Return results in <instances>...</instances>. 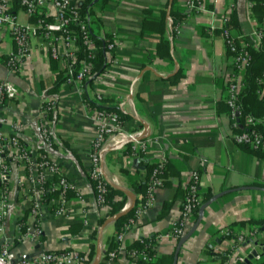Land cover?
<instances>
[{
  "label": "crops",
  "instance_id": "1",
  "mask_svg": "<svg viewBox=\"0 0 264 264\" xmlns=\"http://www.w3.org/2000/svg\"><path fill=\"white\" fill-rule=\"evenodd\" d=\"M196 1L205 11L188 13V0L171 2L170 10L173 7L176 12L188 13V16L170 40V59H160L156 55L159 35L142 29L145 20L158 22L165 14V36L168 38L170 0H109L102 9L96 6L98 31L119 40L114 59L120 77L111 81L101 78L92 87L88 86L86 95L92 99L100 94L107 106L132 116L124 127L138 138L146 126V135L141 141L150 144L141 154L132 152L133 142L125 141L131 145V153L124 154L127 144L111 140L106 149H118L102 154V171L109 182L134 194L138 205L142 198L134 188L146 182L150 166L161 157L169 166L163 179L165 183L157 190L154 206L135 220L113 264H145L130 259L126 251L136 242L145 240H153L158 264H174L177 243L166 235L171 218L178 215L177 205L194 171L199 175L201 193L209 198L207 202L212 201L184 227V236L195 229L182 245L176 264H235L241 254L247 255V259L251 256L246 264H264V232L255 226L239 225L264 221V157L234 142L227 111L221 107L224 78L231 71L222 34V17L228 18L234 12L241 45L257 47L260 42L255 33L264 22V0ZM79 4L77 1L76 5ZM13 12L21 22L28 21L18 6H13ZM206 31L211 32L206 34ZM3 41L10 42L8 38ZM56 51L58 59L52 57L45 41L35 40L22 75L8 73L6 60L0 56V80L5 78L13 87L5 108L11 118L29 126L24 130V138L37 137L39 105L47 100L57 102L55 112L48 119L53 146L48 151L44 148L40 151L61 167L64 176L81 193L77 199L70 192L63 204V216L54 214L58 204L44 205L40 217L41 236L21 238V226L26 223L28 212L19 181L23 173L14 168L10 180L9 217L0 240L7 239L15 254L21 256L31 257L40 252L87 255L88 236L103 217L98 212L88 177L96 125L88 116L82 99L69 88H61L63 48L57 45ZM179 70L181 76L175 84L159 80ZM122 200L123 197L115 196V201ZM129 204L130 199L126 197L122 210ZM226 228H232L235 233L256 229L260 234L236 251H230V237L222 234ZM114 236L113 222L102 228V249Z\"/></svg>",
  "mask_w": 264,
  "mask_h": 264
},
{
  "label": "built area",
  "instance_id": "2",
  "mask_svg": "<svg viewBox=\"0 0 264 264\" xmlns=\"http://www.w3.org/2000/svg\"><path fill=\"white\" fill-rule=\"evenodd\" d=\"M76 0H0V56L4 57L5 66L8 73L22 75L25 66L28 64L31 51L35 40L45 41L54 59H58L56 46L63 48L62 62L64 81L61 88H69L70 92L83 101L84 94L87 93V82L90 79L89 72L91 63L78 57L79 46L67 28L71 24L79 27L82 35V43L90 51L88 58H92L96 52L93 42L88 38L85 22L79 21V14L75 10L74 2ZM16 5L22 10L28 21L21 22L16 13L13 12V6ZM205 11L203 6L196 0H188L187 12L191 13ZM226 15L222 17L223 24L227 22ZM264 31V22L257 27L255 36L258 43L261 41ZM226 48L231 54H228L231 71L224 78V104L227 106V116L230 121V128L233 131L234 142L239 146H247L251 150H258L264 153L263 131L252 128L256 123L264 124V115L256 120L250 115L243 113L241 105L238 102V92L245 70L248 66L249 56L244 50L246 45H242L239 52H236L233 39L226 30H223ZM8 38L9 43L3 40ZM118 42L115 37L107 41V53L109 67L96 77L93 83L99 82L101 78L115 80L120 77L119 66L115 61V52L118 48ZM256 81L264 85V73L256 78ZM13 87L5 79L0 80V236L3 235L7 220L9 217V198H10V180L14 168L20 169L23 178L19 181L22 186V193L27 204V220L22 228L21 238L38 239L42 230L40 228L41 210L44 205L50 206L58 204L54 210L56 216H63V204L67 191L73 192L77 199H80L81 193L78 188L70 182L63 174L61 167L40 148L50 150L53 146V139L50 132L48 119L57 108V102L54 100L44 101L38 107L37 137L33 139L24 138V130L28 128L23 121L11 118L6 111V103ZM94 102L100 103L103 98L100 94H95L92 98ZM88 116L96 125V134L91 143L90 150V169L88 177L94 185V192L98 212L103 216L111 211L109 203L107 182L105 181L100 165L103 151L110 145L111 140L119 142H133L132 152L138 151L145 153L150 145L146 141H137L138 136L125 129L123 123L115 112L100 111L96 108H88L84 103ZM241 120V124L238 122ZM248 128V129H245ZM239 129L238 132L234 130ZM166 164L164 157L159 158L155 164L151 175L146 183V192L144 201L141 202L133 217L123 225L114 241L117 249L124 248L125 235L133 226L135 220L151 209L156 200V193L163 186V179L159 174ZM59 191L58 199L47 200L52 192ZM186 194L178 203V215L171 218V225L167 238L178 243L184 236V227L191 221L196 211L202 207V193L199 188V175L196 171L189 175V182L186 186ZM263 233V232H262ZM92 234V233H91ZM222 234L230 237L231 249L236 251L243 244L260 232L256 229L248 233L234 232L232 228H226ZM90 239L91 236L89 234ZM101 258L105 259V264H110L115 259L117 252H108ZM152 257L145 252L133 251L128 256L130 259H137L140 262L148 263L155 257L153 245H150ZM247 255L241 254L235 259V264H246ZM85 257L76 252H40L34 256H21L15 254L11 244L7 239L0 240V264H84Z\"/></svg>",
  "mask_w": 264,
  "mask_h": 264
},
{
  "label": "trees",
  "instance_id": "3",
  "mask_svg": "<svg viewBox=\"0 0 264 264\" xmlns=\"http://www.w3.org/2000/svg\"><path fill=\"white\" fill-rule=\"evenodd\" d=\"M77 1H80L79 5H76ZM108 3H109V0H76L74 2V6L76 7L75 10L78 12L80 16L79 21L85 22L87 36L93 42L95 49H96V52L92 58H88V54L90 51L82 43V35L80 33L79 27L77 25L71 24L67 28L68 33L75 38L79 46L78 57L80 59L82 58L84 60L89 61L92 65L91 70L89 72L90 79L87 82V86L89 87H92L94 79L100 76L101 74H103L109 67L108 53H107L108 51L106 49V46H107V41L110 40L111 37L105 36V35L103 36L98 31L99 20L97 19V16H96L97 15L96 6H99V9H102V7ZM194 11L195 10H193V12ZM187 16H188V13H179V12H176L173 7L171 8L170 14H169V22L171 25V31H170L168 38L165 36L166 25H167V19H166L165 14H162V18L158 22L149 21V20H145L143 22L142 24L143 31L152 30L156 32L160 37L159 43L156 46V55L158 58L160 59H170L171 58L170 40L174 39L176 28L181 23L187 20ZM223 30H226L229 33V36L233 39L236 52H239L240 50H242L243 49L241 48L242 40H240V36H239L240 31H239L238 19L234 12H232L229 15L227 22L223 25L222 34H223ZM210 32L206 31L205 33L209 34ZM244 50L247 52L249 56V62H248V66L245 70V74H244V77L241 81V85L239 88L238 102L241 105V108L244 114L250 115L256 120H258L262 118V116L264 115V85L256 81V78L262 76L264 73V31H263L260 44L257 47L246 45ZM227 54H231L228 49H227ZM53 63L54 61L52 62V65L54 66ZM230 69H232V66H230ZM180 76H181V71L179 70L173 76H170L166 79L159 78V80L168 82V84L173 85L177 82V79ZM61 81L63 82L64 78H62ZM83 102L87 105L88 108H96L100 111H105V112H115L119 117V121L123 124L133 119L132 116L122 112L120 109L111 108L107 106L104 100H102L100 103H96L94 102V100L89 99V97L86 94H84ZM221 107L223 108L224 111H228V108L225 104L221 105ZM241 123L242 122L240 120L238 124L240 125ZM252 128L258 131H263L264 124L258 122ZM245 129H248V128H245ZM234 131L238 132L239 129H236ZM263 138H264V133H263ZM130 146H131L130 144H127L125 146L126 148L124 150V154L131 153ZM241 147H243L245 150H248V151H254L258 153L260 156L264 157V153H261L258 150H251L247 146H241ZM154 166L155 165L150 166V169L148 170L150 173L149 176L151 175ZM168 168H169L168 163H166L163 170L159 174L161 179L166 178V175L168 174ZM147 180L145 183H142L134 188L135 193L140 195L142 198L140 199L139 204L140 202L144 201ZM164 183L165 182L163 180V185ZM91 184L94 190V185L93 183ZM107 188H108L107 199L109 200V203L111 205V211L98 220V224H97L98 226L91 234V239L89 243V252L87 255L84 254L85 256L81 255L85 257L84 264H90L95 256L96 236H97L98 228L101 227L109 217H112L115 214L119 213L125 205V200L127 196L113 189L108 183H107ZM59 194H60L59 191H54L49 196H47V200L48 201L56 200L58 199ZM185 194H186V191H184V196ZM68 195H70L69 191H67V193L65 194V198H67ZM201 195H202V206H203L204 204L207 203L209 198L207 196H203V194ZM115 196H121L123 197V200L115 201ZM138 205L135 204L134 208L127 215L113 222L114 227H115V234H117L120 228L123 225L127 224V222L133 217L134 212ZM196 213L198 214L200 213V208L199 210L196 211ZM239 225H241L242 227L243 226H255L260 232H264V221L241 222L239 223ZM227 237H229V235H227ZM114 238L115 236L112 239H110L109 244L105 248L103 254L108 253V252L118 251L117 249L118 247H117L116 242L114 241ZM152 244L154 245L153 240H145V241L136 242L135 244H133V246L126 249L127 256H129L130 253L133 251H138V252H145L149 255V257H152L153 254L150 251V245ZM132 260L140 262L137 259H132ZM140 263H144V262H140ZM99 264H105V259L101 258L99 261ZM110 264H113V260L111 261ZM145 264H158V261H156V258H151V261Z\"/></svg>",
  "mask_w": 264,
  "mask_h": 264
},
{
  "label": "water",
  "instance_id": "4",
  "mask_svg": "<svg viewBox=\"0 0 264 264\" xmlns=\"http://www.w3.org/2000/svg\"><path fill=\"white\" fill-rule=\"evenodd\" d=\"M171 2H172V0H170V4H169L168 10H167V15H168L169 10H170V7H171ZM176 68H177V66H176ZM146 131H147V128H146V126H144L143 134H142L141 137H139V138L137 139V141H141V140L144 138V136L146 135ZM128 143H129V142H125V144H128ZM117 149H118V147H117V148H113V149L109 148V149H105L103 152H107V151L109 152V151H113V150H117ZM100 165H101V168H102V161H100ZM102 174H103V176H104L106 182H107V183H108L113 189H115V190H117V191L123 193L125 196H127V197L130 199V204H129V206L125 207V208H124L122 211H120L119 213L115 214V215L112 216V217H109V218L104 222V224L98 229V235H97V238H96V250H95V256H94V258H93V260H92V262H91L90 264H99V261H100V259H101V256H102V246H101V242H100V240H101V231H102V228H103L105 225H107V224H109V223H112V222H114V221H116V220H118V219L124 217L125 215H127V214H128L133 208H134L135 203H136V198H135L134 194H132L130 191H128V190H126V189H124V188H121V187H118V186L112 184L111 182H109V181L107 180V178L105 177L103 171H102ZM211 201H212V200H211ZM211 201H209V202H207L206 204H204V205L200 208V212H202V211L204 210V208H205L207 205H209V204L211 203ZM199 219H200V216H199ZM199 219H198V221L196 222V226H197L198 223H199ZM194 229H195V228H194ZM194 229L191 230L190 232H188L185 236H183V237L179 240V242L177 243V247H176V251H175V255H174V264H176L177 256H178V253H179V251H180L182 245H183V244L189 239V237H190L191 234L193 233ZM254 254H255V253H254ZM254 254H253V255H254ZM250 259H251V256L248 257V259L246 260V263H248V261H249Z\"/></svg>",
  "mask_w": 264,
  "mask_h": 264
}]
</instances>
